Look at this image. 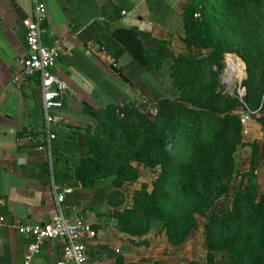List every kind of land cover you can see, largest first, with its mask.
<instances>
[{"label": "trees", "instance_id": "trees-1", "mask_svg": "<svg viewBox=\"0 0 264 264\" xmlns=\"http://www.w3.org/2000/svg\"><path fill=\"white\" fill-rule=\"evenodd\" d=\"M182 19L187 54L175 55L167 40L143 53L149 73L171 60L169 78L177 96L159 99L154 114L141 109L140 102L90 109L95 126L76 134L82 154L57 184L69 178L83 189L108 185V203L115 209L110 217L133 245L148 246L145 237L156 224L178 247L197 230L200 217L205 260L185 264H221L217 253H226L229 264H264V193L256 191L252 167L239 174L230 208L223 214L213 210L229 193L237 148L258 147L257 141H243L240 112L256 110L264 95V0H192ZM98 29L100 47L114 61L123 57V49ZM226 54L245 65L242 99L219 89ZM256 121L264 124L262 117ZM58 143L51 144L53 165L70 159ZM137 166L156 178L150 187L134 190L131 205L118 210L125 202L124 188L138 180Z\"/></svg>", "mask_w": 264, "mask_h": 264}, {"label": "crops", "instance_id": "crops-1", "mask_svg": "<svg viewBox=\"0 0 264 264\" xmlns=\"http://www.w3.org/2000/svg\"><path fill=\"white\" fill-rule=\"evenodd\" d=\"M192 0H47L42 41L64 43L54 73L68 84L63 108L57 112L61 124L56 128L60 152L68 163L53 165L51 144L45 131L40 78L24 76L22 60L27 54L23 21L31 18L32 0H0V264H22L31 239L15 226L50 222L56 213L52 184L65 194L63 214L89 223L96 236L86 239L89 264H168L172 248L165 238L148 246L129 243L110 217L115 210L108 203V185L83 189L79 182L61 181L68 168L75 169L82 154L76 134L95 126L90 109L97 111L118 105L122 99L139 102L152 89L146 80H170L171 60L159 71H146L143 53L157 49L161 41L175 55L185 52L182 13ZM123 12L126 14L123 15ZM123 49L114 61L96 41L98 28ZM116 65L128 83L119 79L111 67ZM153 84V83H152ZM158 85V84H157ZM148 86V87H147ZM154 88V87H153ZM162 99V98H158ZM126 103V104H127ZM264 118V117H262ZM243 141L264 145V124L253 119L243 125ZM70 174V173H68ZM127 205L125 202L118 210ZM138 240V239H135ZM62 242L45 243L33 264H55Z\"/></svg>", "mask_w": 264, "mask_h": 264}, {"label": "built area", "instance_id": "built-area-1", "mask_svg": "<svg viewBox=\"0 0 264 264\" xmlns=\"http://www.w3.org/2000/svg\"><path fill=\"white\" fill-rule=\"evenodd\" d=\"M32 2L33 15L23 21L27 54L21 62L22 73L26 77L37 74L40 78L45 131L49 142H53L56 139L55 130L61 124L57 112L63 108L64 96L68 91L66 81L54 73L64 43L54 39L51 43L44 44L42 34L47 0H32ZM125 14L123 12V15ZM227 68L229 70V61ZM253 115L256 118L264 117V95L261 105L256 110L246 108L241 113L242 125H245V121ZM52 191L55 196L56 213L50 222L15 226L20 235L31 239L22 264H33L42 247L51 240L62 242L60 257L55 264H89L85 241L95 238L96 232L89 223L79 217L73 220L67 218L62 211L65 194L55 184H52ZM5 225L6 219L0 216V228Z\"/></svg>", "mask_w": 264, "mask_h": 264}, {"label": "rangeland", "instance_id": "rangeland-1", "mask_svg": "<svg viewBox=\"0 0 264 264\" xmlns=\"http://www.w3.org/2000/svg\"><path fill=\"white\" fill-rule=\"evenodd\" d=\"M184 53L187 54L188 52L185 51ZM228 61L229 66L233 67L232 69L229 67L231 71H229L230 69L228 70L227 68ZM223 64L224 67L219 76L220 91L237 95V97L241 99V96H244L245 94L243 82L247 78L245 65L240 62L235 55L232 54H226L224 56ZM231 72L233 73V77L228 78ZM146 81L148 85L152 86V89L149 90L147 88L146 94L140 98L139 102L143 104L145 111L149 112V114H154L153 105L158 101V98H175L177 96V92L171 86V80H156L158 85L154 83L155 80ZM241 113L242 112H240V114ZM249 119L255 120L257 118L253 115L249 117L248 120ZM257 144L258 147L254 150L250 147L237 148L234 154V172L229 184V193L216 202L213 208L216 213L223 214L230 208L233 194L237 191L239 174L248 171L250 167H252L256 172L255 185L257 193H264V150L261 148L262 143L257 141ZM136 170L139 175L137 182L124 188V195H126L128 206L131 205L133 191L138 189L142 184H146L150 187L151 183L156 178V173L151 170L138 166L136 167ZM179 207L180 203H178V208ZM203 223L204 219L199 217L197 230L194 231L182 245L173 247L169 244V246L172 248V257L168 264H185L192 260L200 262L205 260V254L207 250L205 245V235L202 228ZM165 237L166 236L163 231L160 230V227L154 224L149 234L145 238L148 239L149 242H161ZM216 261L217 263L221 264H229V259L226 253H217ZM155 262L156 261L153 260L151 261V264H154Z\"/></svg>", "mask_w": 264, "mask_h": 264}, {"label": "water", "instance_id": "water-1", "mask_svg": "<svg viewBox=\"0 0 264 264\" xmlns=\"http://www.w3.org/2000/svg\"><path fill=\"white\" fill-rule=\"evenodd\" d=\"M111 71L114 72V74L119 78L121 79L123 82L125 83H128V80H126V78L123 76V74L120 72V70L116 67V65H113L111 67ZM127 103V100L126 99H122L119 103L120 106H125V104ZM144 106L142 105L141 106V109H143Z\"/></svg>", "mask_w": 264, "mask_h": 264}, {"label": "bare ground", "instance_id": "bare-ground-1", "mask_svg": "<svg viewBox=\"0 0 264 264\" xmlns=\"http://www.w3.org/2000/svg\"><path fill=\"white\" fill-rule=\"evenodd\" d=\"M229 67H230L231 69L233 68L232 66H229ZM230 68H229V69H230ZM231 69H230V71H231ZM232 75H233V73L231 72V73L229 74V77H228V78H232V77H233Z\"/></svg>", "mask_w": 264, "mask_h": 264}]
</instances>
